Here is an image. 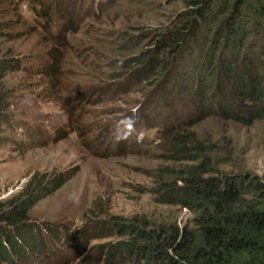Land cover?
<instances>
[{
	"label": "rangeland",
	"instance_id": "374dc122",
	"mask_svg": "<svg viewBox=\"0 0 264 264\" xmlns=\"http://www.w3.org/2000/svg\"><path fill=\"white\" fill-rule=\"evenodd\" d=\"M189 1L0 0V199L79 168L30 211L41 240L33 264H143L120 251L136 239L114 224L161 240L174 226L194 227L196 212L162 196L185 184L184 170L203 164L264 182V119L226 118L216 92L203 107L180 76L144 80L135 63L122 69L185 19ZM257 31L251 42L264 49ZM230 99L241 112L232 90ZM129 117L134 131L117 140ZM49 228L64 230L62 243Z\"/></svg>",
	"mask_w": 264,
	"mask_h": 264
},
{
	"label": "trees",
	"instance_id": "16d2710c",
	"mask_svg": "<svg viewBox=\"0 0 264 264\" xmlns=\"http://www.w3.org/2000/svg\"><path fill=\"white\" fill-rule=\"evenodd\" d=\"M189 5L182 22L159 34L153 48L122 61V69L135 63V75L144 80L166 73V79L180 76L188 79L182 85L190 82L186 94L200 98L203 107L216 92L225 97L226 118L247 126L264 119V49L251 42L257 30H264V0H190ZM247 12L252 21L246 22ZM195 57L198 62L189 68L188 59ZM231 90L241 112L230 105ZM66 137L62 134L58 141ZM205 167L184 170L185 184L169 185L162 194L165 203L197 213L194 227L174 226L161 240L135 224L116 223L122 235L136 239L124 243L120 251L143 264H264L263 180L249 174L219 175ZM78 170L76 166L0 199V264H33L32 258L41 255L39 229L30 220V211ZM62 231L48 230L56 244L63 242Z\"/></svg>",
	"mask_w": 264,
	"mask_h": 264
},
{
	"label": "clouds",
	"instance_id": "9594fccd",
	"mask_svg": "<svg viewBox=\"0 0 264 264\" xmlns=\"http://www.w3.org/2000/svg\"><path fill=\"white\" fill-rule=\"evenodd\" d=\"M134 125H135V120L131 117L127 118L126 120L120 121L118 124V129L122 127L125 130V134L121 135L118 133L116 137L117 140L127 139L128 136H130L131 133L134 131Z\"/></svg>",
	"mask_w": 264,
	"mask_h": 264
}]
</instances>
